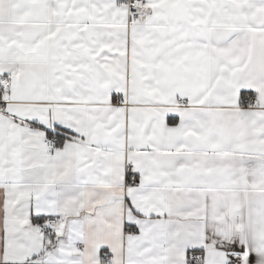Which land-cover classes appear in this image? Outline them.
I'll return each instance as SVG.
<instances>
[{
	"label": "snow or ice",
	"instance_id": "1",
	"mask_svg": "<svg viewBox=\"0 0 264 264\" xmlns=\"http://www.w3.org/2000/svg\"><path fill=\"white\" fill-rule=\"evenodd\" d=\"M0 264H264V0H0Z\"/></svg>",
	"mask_w": 264,
	"mask_h": 264
}]
</instances>
